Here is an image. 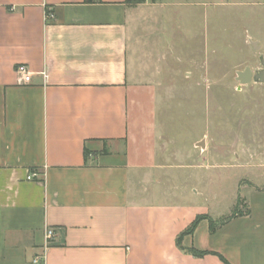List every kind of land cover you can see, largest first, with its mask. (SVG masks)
Here are the masks:
<instances>
[{
    "label": "crops",
    "instance_id": "0c3cea01",
    "mask_svg": "<svg viewBox=\"0 0 264 264\" xmlns=\"http://www.w3.org/2000/svg\"><path fill=\"white\" fill-rule=\"evenodd\" d=\"M203 2L0 0V264H264V184L212 210L194 197L209 167L162 163L146 119L135 132L133 93L177 75L174 29L187 42Z\"/></svg>",
    "mask_w": 264,
    "mask_h": 264
},
{
    "label": "rangeland",
    "instance_id": "374dc122",
    "mask_svg": "<svg viewBox=\"0 0 264 264\" xmlns=\"http://www.w3.org/2000/svg\"><path fill=\"white\" fill-rule=\"evenodd\" d=\"M195 1L204 4L194 6L187 42L184 27H175L173 33L180 55L168 63L177 75L164 76L154 91L133 93L135 132L146 119L147 129L159 134L162 163L190 161L193 151L195 166L209 167L198 187L205 196L194 197H207L211 209L224 214L234 206L243 212L245 198L250 202V182L264 184V178L256 176L264 174V168H255L264 167V82L243 85L237 71L250 67L255 74L264 68V0ZM173 78L177 90L172 92L167 84ZM145 97L146 107L137 102ZM176 119L177 127L187 125L185 131L178 127L176 134L190 139H177L172 125Z\"/></svg>",
    "mask_w": 264,
    "mask_h": 264
},
{
    "label": "built area",
    "instance_id": "2783aa9c",
    "mask_svg": "<svg viewBox=\"0 0 264 264\" xmlns=\"http://www.w3.org/2000/svg\"><path fill=\"white\" fill-rule=\"evenodd\" d=\"M16 72L18 74V80L22 84L30 83L32 80L33 72L26 64H20L16 68ZM44 76L46 77V74L44 73ZM36 176V174L32 173L28 175V179H33ZM44 237L46 244H48L50 241H52L56 237V230L52 227H47L44 232ZM44 259V254L39 255L34 259V263H41Z\"/></svg>",
    "mask_w": 264,
    "mask_h": 264
},
{
    "label": "water",
    "instance_id": "95a60500",
    "mask_svg": "<svg viewBox=\"0 0 264 264\" xmlns=\"http://www.w3.org/2000/svg\"><path fill=\"white\" fill-rule=\"evenodd\" d=\"M252 44H253V47L255 49L259 48L257 41H254ZM261 60H262L263 66H264V59L261 58ZM237 76H238V80L243 85L249 84L253 80L256 82H258V81L264 82V68L260 71H257L255 74H253L252 69L250 67H246L242 71H237Z\"/></svg>",
    "mask_w": 264,
    "mask_h": 264
},
{
    "label": "trees",
    "instance_id": "16d2710c",
    "mask_svg": "<svg viewBox=\"0 0 264 264\" xmlns=\"http://www.w3.org/2000/svg\"><path fill=\"white\" fill-rule=\"evenodd\" d=\"M140 1H143V0H138V2H140ZM237 209L238 208H236V211H234V213H233L232 216H234V215H236L238 213V210ZM200 218H202V217H198V219H196V221L191 225V227L186 232H192L193 229L196 227V224H197V222H198V220ZM210 225H211V228L212 229H215L214 221L212 219H210ZM195 254L196 255H203V254H205V252L200 251V252H195Z\"/></svg>",
    "mask_w": 264,
    "mask_h": 264
}]
</instances>
